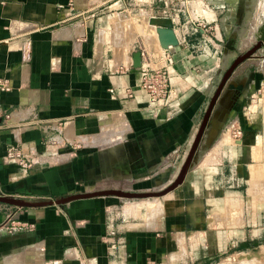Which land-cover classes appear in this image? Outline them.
<instances>
[{
  "label": "crops",
  "instance_id": "0c3cea01",
  "mask_svg": "<svg viewBox=\"0 0 264 264\" xmlns=\"http://www.w3.org/2000/svg\"><path fill=\"white\" fill-rule=\"evenodd\" d=\"M239 1L207 0L216 8L205 13L214 22L219 62L258 51L227 84L240 95L236 109L264 83V44L246 46L244 24L232 23L244 17L220 9ZM156 2L142 0L149 11ZM133 4L139 1L0 0V195L52 200L109 190L112 181L122 191L163 194L162 216L155 220L152 206L148 216L125 215L121 201L108 195L24 210L0 203V264H230L221 255L243 249L254 211H264L250 202L251 180L262 177L264 156L257 162L252 155L263 142L252 139L255 132L261 137V126L250 123L234 137L235 126L220 127L215 118L196 138L200 106L180 98L172 114L152 104L139 66L175 75L193 55L181 39L171 49L147 43L128 23L140 19ZM49 131L59 141L57 159L44 153L56 149L44 143ZM11 144L34 159L44 153L47 165L25 173L6 163ZM111 203L115 213H109ZM11 219L33 227L8 233L2 225Z\"/></svg>",
  "mask_w": 264,
  "mask_h": 264
},
{
  "label": "rangeland",
  "instance_id": "374dc122",
  "mask_svg": "<svg viewBox=\"0 0 264 264\" xmlns=\"http://www.w3.org/2000/svg\"><path fill=\"white\" fill-rule=\"evenodd\" d=\"M138 1L139 5L136 6L133 4V7H136L140 19L132 22L128 21V23H132L136 30L140 34L144 35L147 43H156L162 49H171L176 46L181 39V41H183V45H191L190 53L193 55V57L191 56L192 60L191 58H188L190 61L189 66L181 73H176L174 75L170 74L168 70L163 68L154 69L156 74L159 73L161 75H166L165 87L167 90L166 98L168 96V99H166L165 104H162L159 107L170 108L169 110L171 113L175 114V112L177 113L179 111L178 108H180V98H182L187 104H196L198 107L200 106L201 113L198 117H194L193 121L194 123L195 120L199 121L197 124L199 129L205 118L204 128L214 123L216 120L215 118H217V122L220 127L234 125V131H241L240 136L244 133L242 127L250 123L260 125L259 135H261V137H258V133L255 132L253 133L252 138L254 140H259L260 138L263 140L261 147L259 146L258 148L252 149L253 160L259 162L256 157H258L259 154L264 156V132L262 131L264 129V83L259 84L253 92L249 94L247 100L242 106H240L239 109H236V106L238 105L237 100L240 99V95L235 93L233 88L232 90L227 87V84L230 82L235 70H238L244 62L249 61V57L258 51H254L252 53H248L246 51H242L240 53L237 52V54L233 56L230 63L222 64L219 62L218 59L221 55V51L215 50V46H213L215 40L213 37L214 22L211 21V18H207L209 17L208 14L207 16L205 14L209 10L216 8V5L214 3H208L207 0H192L193 3H188L187 5L179 2V0H170L167 5L163 3L164 0L161 2L157 0L155 8H151L150 11L148 7L142 3V0ZM194 1L196 2L194 3ZM134 3H136V0H134ZM219 5L221 6L220 9L227 11L232 8L234 10V14L241 13L242 17H244L240 20L241 22H237L234 18L232 19V23L240 25L244 24V28L247 30L245 34L246 46L256 43L264 44V0H240L232 7L226 2L220 3ZM119 23L121 24V21H119ZM164 29H171L172 37L176 41L174 45L167 48H163L159 40L160 34L158 30ZM188 36H191L192 41L187 40ZM234 39L238 40V35H236ZM243 55L245 57H241ZM197 56L199 59L195 58ZM231 67L233 68L227 75ZM258 67L259 66L257 65L253 68L251 66L250 71H256L255 68ZM174 79H177L178 81L176 82ZM217 111H219L220 114L218 113L219 116L215 117L214 114ZM254 114L256 116H254ZM198 128L195 132V137L198 135ZM257 164L258 163H254L252 168H254ZM260 164L262 177L251 180L252 191L255 193L252 194L251 197L249 196L253 210L256 209L257 206L264 208V157L261 158ZM258 179L260 183H257L259 182ZM111 182L112 181H110V184L107 185L109 190L98 191H107L109 193L104 195L119 199L121 201L118 203L119 210H123L125 215L128 213L131 214L135 211L136 215L144 214L146 216L148 206H152L155 210L152 217L157 220L162 216L165 204L162 197L163 194L152 196H123L113 192L122 191L123 188L116 187L115 184ZM98 189L105 188L101 187ZM126 192L145 193L144 191L137 192V190H127ZM11 197L30 200L38 199L34 195L18 197L12 195ZM52 200L56 201L58 198L55 197L52 198ZM115 206L116 204L114 203L109 204V213L116 212ZM15 207L19 210L30 208L26 206ZM17 221L21 220L17 219ZM245 230L248 242H246V245L242 246L243 249L237 247L236 251L228 250L227 253H224L221 256L230 257V264H238L240 259H243V263L241 264H264V211H254L252 223L248 225Z\"/></svg>",
  "mask_w": 264,
  "mask_h": 264
},
{
  "label": "built area",
  "instance_id": "2783aa9c",
  "mask_svg": "<svg viewBox=\"0 0 264 264\" xmlns=\"http://www.w3.org/2000/svg\"><path fill=\"white\" fill-rule=\"evenodd\" d=\"M144 50V49H142ZM144 52V51H142ZM139 83L148 96L149 101L152 104L155 105H162L166 103V99H168L167 90L165 87L166 82V75L156 74L154 71V68H152L149 64L141 65L139 66ZM165 72V71H164ZM169 95V93H168ZM61 126V123L58 122L55 130H58ZM51 131V130H50ZM49 131V132H50ZM241 131H233V136L238 137L240 136ZM44 143L46 146H55L56 149L46 147L44 153L49 157L57 159L61 153H59V141L57 139V135L50 132L47 134V136L44 139ZM74 148H76L74 146ZM42 153V155L44 154ZM41 154L37 156L36 159H34L33 156H31L28 153L23 152L17 145L11 144L7 150L5 155L2 157L3 160L7 163H13L16 165V167L22 171V172H30L32 170H37L42 168L43 166L47 165V161H44L42 159ZM33 227L32 223H29L28 221H15L14 219H11L9 224L2 225V229L8 233H19L23 232L29 228Z\"/></svg>",
  "mask_w": 264,
  "mask_h": 264
},
{
  "label": "water",
  "instance_id": "95a60500",
  "mask_svg": "<svg viewBox=\"0 0 264 264\" xmlns=\"http://www.w3.org/2000/svg\"><path fill=\"white\" fill-rule=\"evenodd\" d=\"M168 26V24H167ZM159 32V40H160V44L163 48H167L169 46H172L176 43L175 39L172 37V30L171 29H164V30H158ZM134 60H135V66H138L140 64V57L139 54L136 53L134 56ZM233 67H231L230 71L227 73V75L231 72ZM226 75V76H227ZM223 85V84H222ZM221 85V86H222ZM221 88V87H220ZM205 120L204 119L198 135L200 134V132L202 131V129L204 128V124H205ZM198 135L196 138H198ZM186 170V165L185 167H183V171L185 172ZM115 193L121 194L123 196H147V193H135V192H126V191H113ZM109 192L107 191H92V192H84V193H77V194H72L66 197H62L56 201L51 200V199H39V200H30V199H21V198H15V197H11V196H4V195H0V202H4L10 205H15V206H20V207H42V206H47V205H51L54 203H60V202H68L70 200L73 199H78V198H87V197H91L94 195H104L107 194Z\"/></svg>",
  "mask_w": 264,
  "mask_h": 264
}]
</instances>
